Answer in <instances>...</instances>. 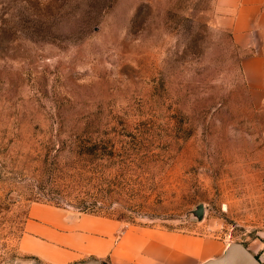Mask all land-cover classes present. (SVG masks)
<instances>
[{"label": "rangeland", "instance_id": "rangeland-1", "mask_svg": "<svg viewBox=\"0 0 264 264\" xmlns=\"http://www.w3.org/2000/svg\"><path fill=\"white\" fill-rule=\"evenodd\" d=\"M221 9L0 0V264H42L20 239L43 208L254 241L260 259L264 104Z\"/></svg>", "mask_w": 264, "mask_h": 264}, {"label": "crops", "instance_id": "crops-1", "mask_svg": "<svg viewBox=\"0 0 264 264\" xmlns=\"http://www.w3.org/2000/svg\"><path fill=\"white\" fill-rule=\"evenodd\" d=\"M232 41L243 50L240 66L246 85L264 104V0H219ZM28 220L21 250L42 264H72L88 258L106 264H198L218 256L219 238L89 213L43 208ZM254 241L247 248L262 249ZM260 260L264 264V249Z\"/></svg>", "mask_w": 264, "mask_h": 264}, {"label": "water", "instance_id": "water-1", "mask_svg": "<svg viewBox=\"0 0 264 264\" xmlns=\"http://www.w3.org/2000/svg\"><path fill=\"white\" fill-rule=\"evenodd\" d=\"M191 214L197 220H201L204 205L202 203L196 205L191 210ZM72 264H102V262L95 258H88ZM198 264H262V262L242 242H227L218 256L207 258Z\"/></svg>", "mask_w": 264, "mask_h": 264}, {"label": "trees", "instance_id": "trees-1", "mask_svg": "<svg viewBox=\"0 0 264 264\" xmlns=\"http://www.w3.org/2000/svg\"><path fill=\"white\" fill-rule=\"evenodd\" d=\"M93 153V148H91V151L90 152H88V154H92ZM93 205H95V203L93 204ZM83 211L84 210H88V209H92L91 207H89L88 205H86V204H83ZM257 257V256H256ZM258 258V257H257ZM103 264H106V263H103Z\"/></svg>", "mask_w": 264, "mask_h": 264}]
</instances>
